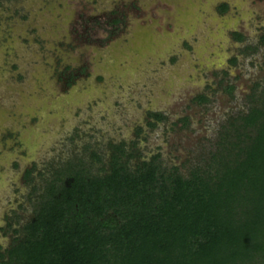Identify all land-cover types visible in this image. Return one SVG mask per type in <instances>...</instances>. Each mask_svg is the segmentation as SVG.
Listing matches in <instances>:
<instances>
[{
	"label": "rangeland",
	"instance_id": "374dc122",
	"mask_svg": "<svg viewBox=\"0 0 264 264\" xmlns=\"http://www.w3.org/2000/svg\"><path fill=\"white\" fill-rule=\"evenodd\" d=\"M263 34L264 0H0V252L67 161L206 164L260 96Z\"/></svg>",
	"mask_w": 264,
	"mask_h": 264
},
{
	"label": "trees",
	"instance_id": "16d2710c",
	"mask_svg": "<svg viewBox=\"0 0 264 264\" xmlns=\"http://www.w3.org/2000/svg\"><path fill=\"white\" fill-rule=\"evenodd\" d=\"M110 149L98 173L80 158L53 170L0 264H264V84L186 176L158 155L139 161L124 143Z\"/></svg>",
	"mask_w": 264,
	"mask_h": 264
},
{
	"label": "flooded vegetation",
	"instance_id": "af4514ba",
	"mask_svg": "<svg viewBox=\"0 0 264 264\" xmlns=\"http://www.w3.org/2000/svg\"><path fill=\"white\" fill-rule=\"evenodd\" d=\"M222 5H226V9L224 10V11H226L228 7H227V4H225V3H222L221 5H219L218 9L220 10V7H221ZM220 11H221V10H220ZM224 11H222V12H224ZM117 21H118V20H116V19L113 20V21H111L112 26H114V25L117 23ZM112 30H113V29H112ZM234 35H235V34H234ZM61 79L65 81V79H67V78L61 77ZM72 81H73V80H72ZM72 81L68 80L67 82L72 83ZM26 171H27V170H26Z\"/></svg>",
	"mask_w": 264,
	"mask_h": 264
}]
</instances>
